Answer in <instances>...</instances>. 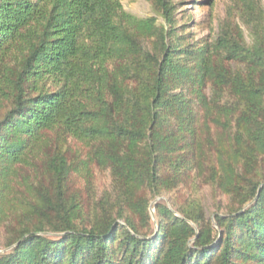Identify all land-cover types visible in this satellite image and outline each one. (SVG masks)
<instances>
[{
    "label": "trees",
    "instance_id": "1",
    "mask_svg": "<svg viewBox=\"0 0 264 264\" xmlns=\"http://www.w3.org/2000/svg\"><path fill=\"white\" fill-rule=\"evenodd\" d=\"M150 1L170 26L173 1ZM236 6L250 42L228 17L182 49L120 0H0V187L43 158L50 177L0 264H264V15ZM70 140L112 176L89 222L56 150ZM190 179L230 199L218 228L200 203L177 206L183 218L157 204L155 231L151 197Z\"/></svg>",
    "mask_w": 264,
    "mask_h": 264
},
{
    "label": "rangeland",
    "instance_id": "2",
    "mask_svg": "<svg viewBox=\"0 0 264 264\" xmlns=\"http://www.w3.org/2000/svg\"><path fill=\"white\" fill-rule=\"evenodd\" d=\"M120 1L123 10L133 17L142 20L152 18L156 21V29L168 28L173 34L172 40L178 43L176 45L179 48H182V46L186 48V45L189 44L194 46L204 40H210L219 32L221 23L228 17L236 20L246 40L250 42L248 29L239 15V6H236L232 13L230 11L237 0H172L175 4V11L170 26H167L165 19L161 16L153 1ZM253 1L260 3L261 9L259 10L264 15V0ZM156 37L153 36L144 40L145 47L148 50L155 46ZM180 39H183V41ZM199 124L201 125V121H199ZM205 145L207 147V144ZM56 150L60 151L61 154L69 155V165L73 168L70 173L71 185L69 186L72 193L78 194L81 199L86 200L91 206L90 212L86 215V220L89 222L93 220V216L96 214L100 198L104 193L112 190L111 172L98 167L93 160L89 161L90 150L79 142L70 140L68 143H64L59 141L56 144ZM207 150H209L208 147ZM190 180L187 186L182 185L175 190L164 191L162 196L153 198L151 195L149 196V198L151 197L149 205L151 226L155 231L157 230L155 209L157 204L166 205L175 212L177 206L200 203L205 209L208 220L213 222L214 228H218L214 215L228 213L227 211L231 206L230 199L213 184L208 185L207 182L201 179ZM49 181L48 166L45 164V158H43L33 165L17 167L14 177H11L6 183L9 190L3 186L0 187V195L4 196L2 205L5 206L7 213L6 219L0 223V255L11 251L13 246H8V242L13 234L20 229L16 223L17 219L26 212L29 203L34 202L36 199L33 189L39 184L48 185ZM175 215L178 218H183L177 212H175ZM119 222L124 225L122 221ZM44 235L52 238L59 236V234L51 232Z\"/></svg>",
    "mask_w": 264,
    "mask_h": 264
}]
</instances>
